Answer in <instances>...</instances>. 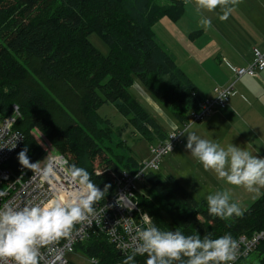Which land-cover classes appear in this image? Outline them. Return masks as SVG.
Returning <instances> with one entry per match:
<instances>
[{
    "label": "trees",
    "instance_id": "1",
    "mask_svg": "<svg viewBox=\"0 0 264 264\" xmlns=\"http://www.w3.org/2000/svg\"><path fill=\"white\" fill-rule=\"evenodd\" d=\"M185 1L0 0V117L17 106L14 129L24 136L8 167L15 172L25 169L18 161L25 147L30 163L44 154L32 133L36 129L52 151L69 157V169L84 168L92 182L105 189L97 205L110 198L117 178L135 174L152 157H135L123 131L129 129L130 137L138 135L148 144L168 135L132 88L149 94L180 126L190 122L191 113L206 98L152 29L163 17L179 21ZM91 33L105 43L106 55L89 41ZM201 33L192 31L189 38ZM235 48L240 55L247 52L242 44ZM137 82L143 88L135 87ZM106 103L125 117L123 126H114L98 113ZM157 170L145 171L134 181L138 189L133 201L161 230L201 238L211 234L213 239L264 230V194L245 207L241 217L221 220L210 217L206 200L196 198L179 178L168 174L165 182ZM118 251L98 230L74 246V252L85 257L80 264H122L127 254ZM255 253L256 264H264V239ZM146 259L137 255L135 264H145Z\"/></svg>",
    "mask_w": 264,
    "mask_h": 264
},
{
    "label": "clouds",
    "instance_id": "2",
    "mask_svg": "<svg viewBox=\"0 0 264 264\" xmlns=\"http://www.w3.org/2000/svg\"><path fill=\"white\" fill-rule=\"evenodd\" d=\"M239 2L195 0L198 12H213L219 8L221 20H227L232 6ZM204 24L210 25L211 21L205 19ZM189 123L185 125L189 126ZM186 127L182 125L183 130ZM15 147L16 143L11 148ZM185 147L205 171L212 170L219 180L257 195L264 188V158L238 145L220 147L194 132L187 133ZM27 151L25 147L18 153L19 164L35 172L38 163H30ZM41 175L51 184L55 176L53 167L46 166ZM69 175L73 187L64 194L29 202L22 207L10 204L0 208V259L10 258L14 264H39L40 247L70 238L77 225L91 226L94 220L99 223L95 205L104 199L105 189L97 187L84 168L73 167ZM3 195L0 192V196ZM206 201L210 217L228 220L243 215L240 204L232 199V193L227 189L207 195ZM141 219L142 225L135 228L136 244L122 264H135L137 255L147 256L145 264H234L238 257L237 241L229 233L215 239L211 234L201 238L199 234L185 235L180 230H161L147 213ZM92 264H99V261L94 260Z\"/></svg>",
    "mask_w": 264,
    "mask_h": 264
},
{
    "label": "built area",
    "instance_id": "3",
    "mask_svg": "<svg viewBox=\"0 0 264 264\" xmlns=\"http://www.w3.org/2000/svg\"><path fill=\"white\" fill-rule=\"evenodd\" d=\"M231 70L236 78L244 75L255 76L257 71L264 70V46L252 49V61L247 66H231ZM214 97L202 100L197 111L191 113L190 123L199 122L210 115L217 107L225 106L231 95L234 94V85L224 87H214ZM19 111L17 106H13L10 115L0 117V208L11 205L24 206L29 202H39L48 199L53 195L64 194V191L71 190L72 184L69 175V157L51 150L47 144L43 147L44 154L36 161L38 170L23 169L15 172L8 167V161L14 152L24 141V136L14 129V124ZM189 123V124H190ZM185 127L187 125H184ZM183 129L174 125L163 141L150 148L152 157L144 160L133 175L123 173L115 180V192L110 198L100 205H95L99 223L93 221L91 226L77 225L70 238H62L58 241L50 242L48 245L39 248V264H73L68 255L74 253V246L89 236V233H96L97 230L107 236L117 250L122 254H131L136 244L135 228L142 225V215L137 203L133 201L134 190L138 189L135 180H140L145 171H156L158 160L162 156L170 153L176 145L181 143ZM16 143L15 148H11ZM51 165L55 176L50 184L41 172ZM106 209L104 212L103 210ZM126 229H128L126 231ZM238 257L234 264H249L248 253H254L260 241L264 239V230H259L251 235H239L236 238ZM247 249V251H246ZM0 264H14L10 258L0 259Z\"/></svg>",
    "mask_w": 264,
    "mask_h": 264
},
{
    "label": "rangeland",
    "instance_id": "4",
    "mask_svg": "<svg viewBox=\"0 0 264 264\" xmlns=\"http://www.w3.org/2000/svg\"><path fill=\"white\" fill-rule=\"evenodd\" d=\"M185 2L186 11L181 18L182 23L180 25H175L178 22H172L169 21V19H167L166 17H163L152 26V29L159 43H161L167 50L171 52L178 67L181 69L183 68L185 71H187L188 75L186 73L185 74L189 77L190 80L193 81L196 87L198 89L209 88L210 92L208 97H214L215 93L213 92L212 88L216 84H221L220 82H216V80H222L228 77L231 78L232 72L224 65L223 62L221 65H219L218 62L214 61L213 59H211L209 63H205L202 65H198L197 63H195V61L198 60L197 55L195 54V45L192 44V42H189L192 41L194 38H189L190 32L186 35L183 34L184 32H186L184 30L186 24H191L192 27L195 28L194 30H201L199 28L204 25V20L207 18V15L210 17H215V21L212 24L218 30L221 36V40L225 42L226 45H237L239 47V45L242 44L245 46V42L251 43L252 41L264 39V0H240L238 4L232 6V11L227 20H221L220 18L217 19L218 14L222 15V12L219 8L213 12H198L196 10L195 0H186ZM211 29L212 26L208 29H205L209 32L207 33V35L209 34V36V30ZM88 39L96 48L99 49L102 54H107V46L96 33H91L88 36ZM219 53L221 55L226 56L227 48H224L223 46V48L219 50ZM241 54L244 55L247 60H249L248 63L252 61V55L250 54V52H244ZM234 60V63L237 66L246 63L244 62V60L241 59L240 54H237ZM210 66H214V69L211 70ZM194 69H206L207 71H209L210 75L213 78L205 79L206 85H203L204 83H202L199 79L195 78ZM245 78L246 76L243 77L242 80L244 81ZM134 86L137 88H143L138 82ZM132 92L137 96L139 102H141L146 107L150 115L154 116L160 121L166 133L172 130L170 126V121H168L167 123V113L162 108H160V106L154 101V99L151 98L149 94L146 93V95L144 96L137 89L133 88ZM149 101H151V103L153 104L155 103L156 108L158 109L157 111L150 105ZM216 109H218V107L215 108L212 112H215ZM157 112L163 115V119L161 118V116H159ZM98 113L102 117H107V119H109L114 124V126H123V123L126 121L125 117L117 113L114 106L110 103L103 104L99 108ZM210 115L206 116L199 122L191 123L189 125L190 127L188 126V128H186V131L189 130V132H192L194 131L195 127L199 126L200 131H194V133L200 138L210 140L214 143L218 142L220 147L223 148H227L230 144H234V141L231 139V131H227V128H225V125L223 124L221 119L218 118V116H215L210 119L213 114L211 116ZM171 122H173L178 128H182V125L180 126L177 122ZM255 130L258 131L257 129ZM211 131L214 132L209 133ZM32 133L36 137L38 142L42 144L43 147L47 146L48 142L44 140V137L41 135V133H39L36 129L33 130ZM122 135L124 138L128 139L130 144L128 145L135 151V157H140L141 155L142 157L148 158L150 155V148L158 144V141H154L151 143L152 145L148 146V142L144 139H139L138 135H136L134 138L130 137L129 129H125ZM258 137L259 140L264 137V126L263 132H258ZM247 139L249 140V138ZM185 145H180L176 147L174 151L172 150L168 155L162 158L160 162V167L157 171L161 173L165 182L168 178V173H174L172 175L181 173V177L179 180L184 184V186L196 198H202L201 196L205 192L202 189L197 190V188L202 185V179L207 180V189L210 191V194L215 193L216 191L227 189L231 191L232 199L240 204L242 210L245 207L247 208L250 203L253 202L252 200L257 198L260 194L264 193V188L260 190L259 195L251 193L243 187H237L234 185H228L227 188L224 189V184L226 185L227 183H225L223 180H219L212 170L205 171L204 169H202L199 163H197L198 167H201L202 170H200L199 176H194V179V174L192 172L193 163L198 161L191 156L190 152L186 149ZM260 146L263 147V144L260 143ZM129 152L131 151L129 150ZM177 152H180V154H177ZM253 155H258L259 157L264 158V154ZM188 157H190L191 159L190 162L188 160ZM97 163L98 162H96V164ZM211 191L213 192L211 193ZM206 196L207 195H204V197ZM248 255V261L252 260L253 264H256L258 262V257L256 253L254 254L249 252ZM67 257L73 264H80L85 262V257L81 253H72L69 254Z\"/></svg>",
    "mask_w": 264,
    "mask_h": 264
},
{
    "label": "crops",
    "instance_id": "5",
    "mask_svg": "<svg viewBox=\"0 0 264 264\" xmlns=\"http://www.w3.org/2000/svg\"><path fill=\"white\" fill-rule=\"evenodd\" d=\"M185 7H186V2H185ZM219 17L220 14L217 15V19ZM206 19L210 20L211 24L202 25L199 28L201 29L202 33L199 34L192 41H189L195 45L194 46L195 54L197 55L198 58V60H196L195 63H197L198 65H202L205 63H209L211 59H213L214 61H217L219 65H221L223 62L224 65L232 72L231 66H237L234 63L235 61L234 59L237 54H240V52L235 48V46L233 47V45H226L225 42L221 40L220 33L212 24L215 21V17L212 16L210 17L207 15ZM177 22L178 23L175 25H180L182 23L181 19ZM211 26L212 29L209 30L210 31V36H209V34L207 35V33L209 32L206 31L205 29H208ZM194 29L195 28L192 27L191 24L190 25L186 24L184 28L186 32H184L183 34L186 35L189 32L196 31ZM223 46L224 48H227L226 56L221 55L219 53V50L223 48ZM263 46H264V39L258 41H252L251 43L245 42V47L247 48V52H251V50L254 47L261 48ZM240 56L241 59L244 60V62H246L245 64L240 66H245L246 64H250L248 63L249 60H247L244 55L241 54ZM210 69L211 70L214 69V66H210ZM183 71L188 75L187 71H185L184 69ZM261 71H257L255 76L244 75L240 78H236L234 76V73L232 72L231 78L228 77L222 80H216V82H220L221 84L220 85L216 84L214 85V87L216 86L223 87L233 84L234 94L230 96L228 104L220 108L218 107V109H216L215 112L211 113V115L212 114L213 115L212 116L210 115L211 116L210 119H212L215 116H218V118L221 119V121L225 125V128H227V131H231V135H232L231 139L234 141L235 145L239 144L238 146L244 148L245 150L251 152L252 154H264V137L261 140H259L258 137V132L259 131L263 132V126H264V71L262 72ZM194 74L196 79H199L202 83H204L203 85H206L205 79L213 78L210 75L209 71H207L206 69L203 70L194 69ZM245 76L246 78L243 81L242 79ZM199 90L206 98H208L210 92L209 88H202ZM141 93L144 96L146 95L143 91ZM149 103L154 109H156V111L158 110L156 108L155 103L153 104L151 103V101H149ZM157 113L163 119L162 117L163 115H161V113L159 112ZM168 121H170V126L172 129L174 127V123L171 122V119L169 118L167 120V123ZM186 128H188V126ZM186 128H184L181 135V139H182V143L180 144L181 146L187 143V133L189 132V130L186 131ZM255 129H257L258 131H256ZM194 131H200L199 126L195 127ZM214 131H211L209 133H213ZM247 138H249V140ZM216 143L218 144V142ZM260 143L263 144V147L260 146ZM177 154H180V152H177ZM188 160L189 162L191 161L190 157H188ZM197 163L199 162L193 163L192 172L194 174L193 175L194 179H195L194 176H199L200 170L203 169V166L199 163L202 167L201 169V167H198ZM168 174H174V173H168ZM174 176L180 179L181 173L176 174ZM201 184L202 185L198 187L197 190L202 189L205 193L201 197L206 199L204 195L210 194V191L207 189V180L202 179ZM228 185L229 184L226 185L224 184V189L227 188ZM212 192L213 191H211V193ZM263 194H260L258 197H260Z\"/></svg>",
    "mask_w": 264,
    "mask_h": 264
},
{
    "label": "water",
    "instance_id": "6",
    "mask_svg": "<svg viewBox=\"0 0 264 264\" xmlns=\"http://www.w3.org/2000/svg\"><path fill=\"white\" fill-rule=\"evenodd\" d=\"M118 254H119V255H121V252H120V251H118Z\"/></svg>",
    "mask_w": 264,
    "mask_h": 264
}]
</instances>
